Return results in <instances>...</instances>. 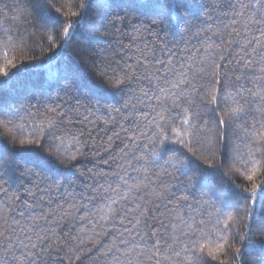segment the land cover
<instances>
[{
	"label": "snow or ice",
	"instance_id": "snow-or-ice-1",
	"mask_svg": "<svg viewBox=\"0 0 264 264\" xmlns=\"http://www.w3.org/2000/svg\"><path fill=\"white\" fill-rule=\"evenodd\" d=\"M29 70L0 264H264V0L4 3L0 93Z\"/></svg>",
	"mask_w": 264,
	"mask_h": 264
},
{
	"label": "trees",
	"instance_id": "trees-1",
	"mask_svg": "<svg viewBox=\"0 0 264 264\" xmlns=\"http://www.w3.org/2000/svg\"><path fill=\"white\" fill-rule=\"evenodd\" d=\"M23 2L24 0H0V6H2L4 3H8L9 5H16V4L23 5ZM37 2L38 0H32L33 4ZM33 11H34V16L32 19H33V22L36 23V28L38 29L39 23L35 15L38 9H34ZM9 14L12 15V13H9ZM44 47L46 51L42 54V56H37V60L35 61V63H39L41 59L43 60L48 59L47 43L44 44ZM79 47H82V45L74 43L71 48V55H76L77 49ZM58 51H59L58 49H52L53 54H56ZM68 55H69L68 52L64 53L65 57H67ZM27 59L28 58H26V60ZM26 67L30 69L31 65L26 63ZM42 76L43 74H41V77H40L41 79H42ZM85 79L86 80L88 79L86 69H85ZM36 83H37V76L34 72H32L31 70L21 72L19 76L17 77L16 82L13 84V92L11 94L7 91L4 93H0V101H2L4 104H9L16 100L21 99L24 95L28 93L31 87H34L36 85ZM8 138H9V134L7 133V131L3 128H0V139H3L5 142H8ZM18 159H20L21 163H23L27 159V157L20 156L18 157ZM80 166L82 168L84 167L91 168L95 166V161L84 160L80 162ZM222 259L224 260V264H232V257L230 253L227 256H223ZM214 264H216V262H214Z\"/></svg>",
	"mask_w": 264,
	"mask_h": 264
}]
</instances>
